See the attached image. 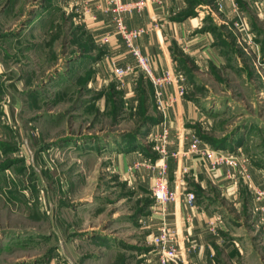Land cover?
I'll return each instance as SVG.
<instances>
[{"label": "rangeland", "instance_id": "obj_1", "mask_svg": "<svg viewBox=\"0 0 264 264\" xmlns=\"http://www.w3.org/2000/svg\"><path fill=\"white\" fill-rule=\"evenodd\" d=\"M261 18L232 25L229 40L233 28H216L206 15L202 28L219 30L223 64L182 55L176 75L184 78L182 96L204 110L197 134L218 146L243 143L227 150L232 158L264 170ZM101 49L75 0H0V264H148L145 254L155 253L143 217L157 202L158 180L141 187L134 168L124 177L102 150L122 131L144 133L143 100L161 96L142 69L139 93L98 78L91 57ZM139 138L156 156L162 140ZM255 189L264 180L250 187L264 221Z\"/></svg>", "mask_w": 264, "mask_h": 264}, {"label": "crops", "instance_id": "obj_2", "mask_svg": "<svg viewBox=\"0 0 264 264\" xmlns=\"http://www.w3.org/2000/svg\"><path fill=\"white\" fill-rule=\"evenodd\" d=\"M203 1L205 3L195 5V16L184 17L188 0H122L126 4L143 3L141 9L125 13L124 21L129 29L146 31L137 45L148 59L154 77H162L167 71L176 74L182 55L206 66L223 64L219 30L208 26L202 28L206 15L211 16L216 28L221 25L233 28L237 22L245 23L246 27L248 21L260 20L264 15V0ZM104 3L105 0H90L92 14L83 16L88 31L102 48L93 58L90 56L94 60L90 70L97 68L98 78L114 80L112 62L133 64L136 70L125 78V84L117 83L127 89L128 94H132L133 89L139 93L141 77L145 74L117 34L112 16L101 9ZM92 15L96 16L95 20ZM234 31L233 28L229 33V40L234 38ZM178 89L177 83H165L158 89L161 93L159 100L155 103L144 101L145 118L154 117L158 121L146 123L147 129L137 135L134 144L125 136L126 131L117 134L103 147L102 155L112 159L114 170L124 177H128L134 168L139 185L149 190L158 180L160 165H167L169 188L176 193V199L164 207L157 202L152 204L146 209L143 219L147 227L153 229V235L163 223L173 226L182 244L193 248L187 254L188 264L263 262L264 221H259L254 212L255 202L250 187L262 185L264 170L259 164H245L250 175L247 180L237 168H230L226 163L214 168L213 157L193 152V139L196 137L200 140V149H213L217 156L222 155L219 150L239 149L243 143L218 146L204 138L206 134H197L205 124L204 110L194 100L180 96ZM163 126L170 128L167 152L161 154L157 146L154 156L138 142L141 141L139 136L157 140L154 134L161 133ZM230 150L232 152L233 148ZM236 157L243 162V158ZM189 192L197 196L192 207L185 201ZM149 239L152 242L151 236ZM153 252L145 254L148 264H159L156 247Z\"/></svg>", "mask_w": 264, "mask_h": 264}, {"label": "built area", "instance_id": "obj_3", "mask_svg": "<svg viewBox=\"0 0 264 264\" xmlns=\"http://www.w3.org/2000/svg\"><path fill=\"white\" fill-rule=\"evenodd\" d=\"M80 6V14L82 16H87L92 14L90 0H75ZM143 7L142 2H129V4L123 3L122 0H105V3L101 6L104 13L112 16L113 23L117 34L123 40L124 45L128 48L129 52L134 57L136 63L145 71L147 76L152 79L154 86L156 87L155 95L159 98L161 93L159 88H161L165 83H177L179 85L178 94L181 96L184 93V87L182 82L184 81L183 76L173 74L168 71L162 77H154L151 71L150 63L148 59L143 55L140 47L137 46V41L146 32L144 29H129L124 21V13L130 12L134 9H141ZM93 16V15H92ZM94 20L96 16H93ZM242 23V22H241ZM114 77L123 86L125 84V78L132 75L135 72V66L133 64L120 65L116 61L112 62ZM158 87V89H157ZM162 133L154 134L156 139L162 144L158 145V150L161 154H166L168 145L169 129L166 126L162 127ZM199 139H193L192 151L196 153H205L209 157H213L214 161L212 166L216 168L224 163H230L231 168H237L242 166L244 174L247 172L245 164H241L238 158H232L231 153L227 150H219L220 154L215 153L213 149H203L199 148ZM158 182L153 188L154 196L157 202L164 207L169 202L176 199V193L169 190L168 177H167V165L163 164L159 167ZM231 175V173L229 174ZM256 200L261 201L264 199V189H255ZM197 196L194 192H189L185 195V201L189 206H194L196 203ZM257 210L264 212V207H259ZM152 242L156 247L158 254L159 264H188L187 254L192 251L193 248L186 247L183 245L177 230L173 226L163 223L158 229L157 233L153 235Z\"/></svg>", "mask_w": 264, "mask_h": 264}, {"label": "trees", "instance_id": "obj_4", "mask_svg": "<svg viewBox=\"0 0 264 264\" xmlns=\"http://www.w3.org/2000/svg\"><path fill=\"white\" fill-rule=\"evenodd\" d=\"M196 1L197 0H188L190 6H194V5L198 4ZM193 15H195V11L187 12L183 16L184 17H191ZM142 85H143V83H142V80H141V83H140L139 87H142ZM141 92H142V90H141ZM143 101H146V100H143ZM157 121H158V119H156L154 117H149V118H145L144 122L145 123H149V122L152 123V122H157ZM136 139H137V133H133V137H131V138L129 137V140H130L129 142L134 144L136 142Z\"/></svg>", "mask_w": 264, "mask_h": 264}]
</instances>
